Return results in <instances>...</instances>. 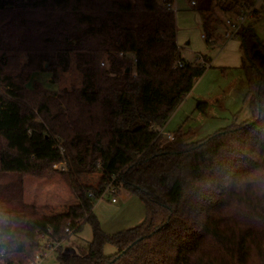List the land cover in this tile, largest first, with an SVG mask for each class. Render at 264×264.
Returning <instances> with one entry per match:
<instances>
[{
  "label": "trees",
  "instance_id": "obj_1",
  "mask_svg": "<svg viewBox=\"0 0 264 264\" xmlns=\"http://www.w3.org/2000/svg\"><path fill=\"white\" fill-rule=\"evenodd\" d=\"M194 1L212 38L213 0ZM220 1L231 16L252 3ZM165 3L173 0H0V173L21 176L0 182V264H26L41 232L61 241L60 264H264V40L250 24L238 32L251 117L164 141L160 128L206 68L180 55ZM78 51L92 59L81 88L31 80L43 71L56 83L57 53ZM57 172L79 202L68 213L27 212L22 176ZM95 172L96 185L80 179ZM112 175L145 216L108 233L93 206ZM85 223L87 246H64Z\"/></svg>",
  "mask_w": 264,
  "mask_h": 264
},
{
  "label": "rangeland",
  "instance_id": "obj_2",
  "mask_svg": "<svg viewBox=\"0 0 264 264\" xmlns=\"http://www.w3.org/2000/svg\"><path fill=\"white\" fill-rule=\"evenodd\" d=\"M254 3L256 15L249 16L246 22L254 28L258 38L264 40V0ZM172 4L180 55L188 60L205 61L206 68L194 80L192 89L177 104L160 130L164 141H171L169 136L177 137L187 131L191 133L192 140H198L218 129L251 117L248 101L244 98L242 89L246 78L241 66L244 53L240 36L222 38L221 20L230 14L222 8L223 1L213 0L214 7L210 13L213 36L211 40L202 37V33L205 32L204 13L191 6L190 0H173ZM126 56L133 58L132 53H126ZM24 58L22 54L19 60L22 61ZM56 65V83L51 82L49 72L40 71L36 74L47 87L56 85L58 89L81 88L85 81L91 79V76L86 74V67L91 68L92 59L86 52H59L56 55ZM20 177L18 174L0 173V182L10 184L18 181ZM80 179L96 185L99 173L82 176ZM22 180L23 201L28 199L34 209L37 205L42 206L40 211H32L36 214H39L37 212L62 214L66 212L65 210L69 212L70 205L79 202L77 196L64 182L63 175L58 172L49 178L24 175ZM116 197L118 201L113 203L110 194H106L103 198L96 199L93 206V212L99 219L101 228L108 233L133 226L141 222L145 216L144 204L135 194L122 189ZM91 238V226L85 223L80 231L71 233L64 246L72 244L86 247ZM114 250V246L105 245V253ZM36 263L60 264L58 252L50 251Z\"/></svg>",
  "mask_w": 264,
  "mask_h": 264
},
{
  "label": "built area",
  "instance_id": "obj_3",
  "mask_svg": "<svg viewBox=\"0 0 264 264\" xmlns=\"http://www.w3.org/2000/svg\"><path fill=\"white\" fill-rule=\"evenodd\" d=\"M160 1L163 2V0H160ZM254 1H260V0H252V3L250 4H244V5L238 6L240 10L237 14H235L234 16L228 15L223 19L222 21L223 27L221 31L222 38L229 39L234 36H239L238 32L241 29V27L246 25L247 18L249 16L255 17L256 15ZM194 4H195V1L190 0V5H194ZM165 6L168 9H173L172 3H165ZM202 37L208 40L213 39V38H208L205 32L202 33ZM120 54H122V52ZM200 62H205V61H200ZM101 64H104V63L101 62ZM178 64L181 65L182 63L179 62ZM169 137L170 139H172V136H169ZM53 168L64 170L65 166H64V163H55L53 164ZM113 180H114V175L111 176L110 181L105 183L104 190L98 199L103 198L104 195L106 194H110L111 202L115 203L118 201L116 197V194L118 192V187L114 184ZM88 195L93 197L94 193L92 191H89ZM60 244H61V241H52L50 239V232H41L37 250L35 251L33 258L30 259L26 264H37L36 263L37 261H39L43 257H46L50 251L55 250L56 247L59 246Z\"/></svg>",
  "mask_w": 264,
  "mask_h": 264
},
{
  "label": "crops",
  "instance_id": "obj_4",
  "mask_svg": "<svg viewBox=\"0 0 264 264\" xmlns=\"http://www.w3.org/2000/svg\"><path fill=\"white\" fill-rule=\"evenodd\" d=\"M250 24V23H249ZM247 25V24H246ZM38 72H34L33 74H32V77H31V80H34V79H37V80H40V81H42V83H43V80H41V78H38V75H37V77H36V74H37ZM50 74V73H49ZM44 84V83H43ZM28 86H31V81L30 82H28V84H27ZM52 85H55V84H53L52 83ZM45 86H47V85H45ZM48 88H50V87H48ZM50 89H58L57 87H56V85L54 86V87H51ZM28 178V177H27ZM32 179H29V181H31ZM24 181L26 182V180L24 179ZM25 203H26V210H27V212H32V211H34V210H41L42 209V206L41 205H37L36 207H35V209H34V206L32 207V204L30 205L29 204V200L28 199H26V201H25ZM116 203V202H115ZM67 205V204H66ZM65 205V206H66ZM38 208V209H37ZM66 212H64V213H68L67 212V210H65ZM37 213H39V214H57V213H52V212H44V213H40V212H37ZM123 229V228H122ZM115 232V231H114ZM63 244V243H62ZM64 245V244H63Z\"/></svg>",
  "mask_w": 264,
  "mask_h": 264
},
{
  "label": "water",
  "instance_id": "obj_5",
  "mask_svg": "<svg viewBox=\"0 0 264 264\" xmlns=\"http://www.w3.org/2000/svg\"><path fill=\"white\" fill-rule=\"evenodd\" d=\"M128 70H129V68H128V67H126L125 71H128Z\"/></svg>",
  "mask_w": 264,
  "mask_h": 264
}]
</instances>
